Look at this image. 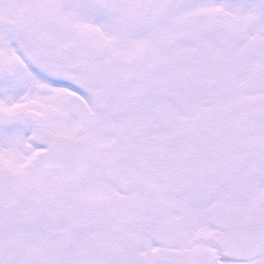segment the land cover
Wrapping results in <instances>:
<instances>
[{
    "label": "snow or ice",
    "instance_id": "6c2138e0",
    "mask_svg": "<svg viewBox=\"0 0 264 264\" xmlns=\"http://www.w3.org/2000/svg\"><path fill=\"white\" fill-rule=\"evenodd\" d=\"M0 264H264V0H0Z\"/></svg>",
    "mask_w": 264,
    "mask_h": 264
}]
</instances>
